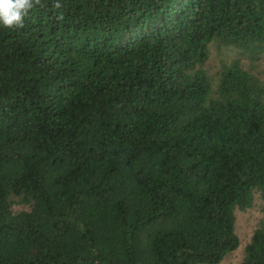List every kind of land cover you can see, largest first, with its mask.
Instances as JSON below:
<instances>
[{"label": "trees", "instance_id": "obj_1", "mask_svg": "<svg viewBox=\"0 0 264 264\" xmlns=\"http://www.w3.org/2000/svg\"><path fill=\"white\" fill-rule=\"evenodd\" d=\"M211 46L239 56L210 75ZM263 54L264 0H33L0 24V264H220L264 207Z\"/></svg>", "mask_w": 264, "mask_h": 264}, {"label": "rangeland", "instance_id": "obj_2", "mask_svg": "<svg viewBox=\"0 0 264 264\" xmlns=\"http://www.w3.org/2000/svg\"><path fill=\"white\" fill-rule=\"evenodd\" d=\"M236 56L239 55L235 50L229 51L224 48L218 49L215 46H211L209 59L205 66L208 74L213 75L220 68L223 60ZM240 58L243 67L249 69L246 57L241 56ZM250 71L258 75L260 79L264 80V54L252 67H250ZM262 204V201L257 200L253 209L243 212L239 211L237 213L236 231L240 238L241 245L236 251L227 255L220 264H241L244 246L249 242L259 219L264 217V207ZM13 209L15 212H18L27 208L21 204H15Z\"/></svg>", "mask_w": 264, "mask_h": 264}, {"label": "clouds", "instance_id": "obj_3", "mask_svg": "<svg viewBox=\"0 0 264 264\" xmlns=\"http://www.w3.org/2000/svg\"><path fill=\"white\" fill-rule=\"evenodd\" d=\"M32 8L33 0H0V24L8 28L20 27Z\"/></svg>", "mask_w": 264, "mask_h": 264}]
</instances>
